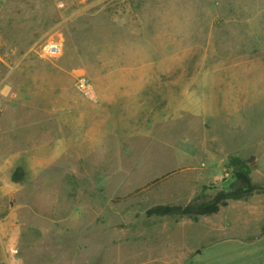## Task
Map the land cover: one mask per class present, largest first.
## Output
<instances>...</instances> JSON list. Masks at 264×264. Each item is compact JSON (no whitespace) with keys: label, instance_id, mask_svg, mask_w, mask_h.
I'll return each instance as SVG.
<instances>
[{"label":"rangeland","instance_id":"1","mask_svg":"<svg viewBox=\"0 0 264 264\" xmlns=\"http://www.w3.org/2000/svg\"><path fill=\"white\" fill-rule=\"evenodd\" d=\"M56 62L68 92L116 74L138 103L64 124ZM232 157L263 189L264 0H0V264H264V191L146 213L228 190Z\"/></svg>","mask_w":264,"mask_h":264},{"label":"crops","instance_id":"2","mask_svg":"<svg viewBox=\"0 0 264 264\" xmlns=\"http://www.w3.org/2000/svg\"><path fill=\"white\" fill-rule=\"evenodd\" d=\"M58 62L53 63V65L50 66L51 69L56 70L57 75L51 76L49 78V82H53L56 88H61L58 90V97L56 101H52V104L58 106H53L52 112H58V118L61 119L64 124L69 123V121H77L80 119V116H83L87 111H90L93 108L99 107L98 110L105 111L109 106L108 104L112 103L115 98L133 99L135 103H138L137 101L140 98V89L134 85V82H132L131 79L115 76L116 74L113 76H110V74H98L91 76L90 79L95 87L97 101H91L82 96L79 92L75 93L73 90L68 92L67 79L68 77L71 78L70 75H73L74 72L79 70L70 69ZM116 70H128L129 72H134L135 70H141V68H120ZM114 72L116 73V71ZM137 79L139 82L142 81L140 77ZM8 91L9 90L5 88L2 92L7 94ZM5 117V115H2L1 121H3ZM52 118H55V116Z\"/></svg>","mask_w":264,"mask_h":264},{"label":"trees","instance_id":"3","mask_svg":"<svg viewBox=\"0 0 264 264\" xmlns=\"http://www.w3.org/2000/svg\"><path fill=\"white\" fill-rule=\"evenodd\" d=\"M254 159L244 160L239 157L230 159L232 182L228 190H220L213 197L207 199L197 197L186 205L162 204L147 210L148 216H179L197 219L201 216H210L218 213L220 209L231 201L245 200L261 189L252 178ZM22 172L18 169L14 175L15 180H20ZM160 180V179H159Z\"/></svg>","mask_w":264,"mask_h":264},{"label":"built area","instance_id":"4","mask_svg":"<svg viewBox=\"0 0 264 264\" xmlns=\"http://www.w3.org/2000/svg\"><path fill=\"white\" fill-rule=\"evenodd\" d=\"M45 54L49 58H57L62 54V45L58 42L48 44L45 49ZM75 88L77 91L91 101H97V94L92 80L86 75H80L76 79Z\"/></svg>","mask_w":264,"mask_h":264}]
</instances>
